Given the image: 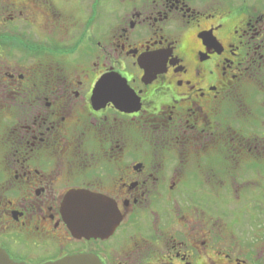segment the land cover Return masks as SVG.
Listing matches in <instances>:
<instances>
[{
	"label": "flooded vegetation",
	"instance_id": "af4514ba",
	"mask_svg": "<svg viewBox=\"0 0 264 264\" xmlns=\"http://www.w3.org/2000/svg\"><path fill=\"white\" fill-rule=\"evenodd\" d=\"M106 76L136 102L98 105ZM0 93L14 262L264 264V0H0ZM84 190L112 232L69 224Z\"/></svg>",
	"mask_w": 264,
	"mask_h": 264
},
{
	"label": "water",
	"instance_id": "95a60500",
	"mask_svg": "<svg viewBox=\"0 0 264 264\" xmlns=\"http://www.w3.org/2000/svg\"><path fill=\"white\" fill-rule=\"evenodd\" d=\"M109 78L120 81L119 77L117 78L115 76H111ZM127 89L130 92L128 87ZM94 94H96V91ZM81 194H87V196ZM88 197H98V196H93V194L89 192H85V190L82 192L72 191L70 192L69 196H67L64 199V203H63L64 212L67 221L69 222L70 225H72L74 231L81 235H86V233L88 232L87 230L88 228H86L87 218L90 217V220H93L88 213V208L93 203H97L96 201L89 200ZM101 198L103 201H111L108 198H104V197ZM116 216L118 215L113 214L105 217L102 224H98L93 220L94 222V226L92 228L93 231L100 232L101 230H104L107 232L109 230V232H112L116 226L114 225L117 221ZM0 259H3L4 264H25L16 261L14 262V260L9 256V254L2 248H0ZM45 264H102V262L97 257L89 256L87 254V255L68 256L61 260H58L57 262L56 261L48 262Z\"/></svg>",
	"mask_w": 264,
	"mask_h": 264
},
{
	"label": "snow or ice",
	"instance_id": "6c2138e0",
	"mask_svg": "<svg viewBox=\"0 0 264 264\" xmlns=\"http://www.w3.org/2000/svg\"><path fill=\"white\" fill-rule=\"evenodd\" d=\"M134 26V25H133ZM208 42L209 47L214 43L210 37L205 38ZM145 67L149 68L151 71L150 65L153 62L152 57H146ZM99 83L95 85L96 91V102L98 105H105L109 101H115L117 105L121 102L132 104L135 103V96L130 93L127 89L126 82L113 80L109 77L104 79L98 78ZM2 95V93H0ZM208 143H214V140L209 138ZM87 196V194H81ZM91 201H96L88 208V213L91 218L98 224H102L105 217L113 214H117L119 211V206L116 205L113 201H103L101 197H88ZM0 264H4L3 259H0Z\"/></svg>",
	"mask_w": 264,
	"mask_h": 264
},
{
	"label": "rangeland",
	"instance_id": "374dc122",
	"mask_svg": "<svg viewBox=\"0 0 264 264\" xmlns=\"http://www.w3.org/2000/svg\"><path fill=\"white\" fill-rule=\"evenodd\" d=\"M231 0H222V4L224 5V3L226 4V3H229ZM235 3H237L239 6L242 4V2H243V0H233ZM249 2H253V0H249ZM18 59H20V60H24L25 59V56H23L22 55V53H17V55H15ZM255 94V95H258V94H260V92H257V93H255V90H251L250 89V87H246V88H244V91H243V94L244 95H246V97L247 96H249L250 94ZM245 97V96H244ZM255 97H257V96H255ZM227 119L230 121V118L229 117H227ZM257 119V118H256ZM259 127H260V125H257V126H255V127H253L254 129H256V130H259ZM237 199H239V198H237ZM241 201L243 202V200L241 199ZM232 203H230V205H231Z\"/></svg>",
	"mask_w": 264,
	"mask_h": 264
}]
</instances>
